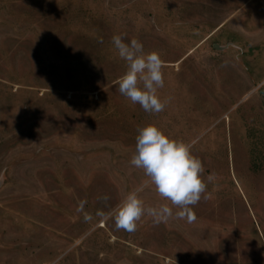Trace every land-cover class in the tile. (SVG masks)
Masks as SVG:
<instances>
[{"label":"rangeland","instance_id":"obj_1","mask_svg":"<svg viewBox=\"0 0 264 264\" xmlns=\"http://www.w3.org/2000/svg\"><path fill=\"white\" fill-rule=\"evenodd\" d=\"M118 34L160 53L159 114L120 94ZM148 124L192 145L208 199L191 223L101 225L98 196L147 180ZM0 264H264V0H0Z\"/></svg>","mask_w":264,"mask_h":264},{"label":"clouds","instance_id":"obj_2","mask_svg":"<svg viewBox=\"0 0 264 264\" xmlns=\"http://www.w3.org/2000/svg\"><path fill=\"white\" fill-rule=\"evenodd\" d=\"M100 42L103 40L101 38ZM112 44L118 57L125 62V72L117 80L121 95L138 104L149 114L164 111L171 98L161 100L159 90L164 87V62L157 51L145 52L142 42L132 38L125 42L123 34L114 35ZM134 152L130 164L143 170L147 180L129 191L114 207L108 206V195L98 196L107 211L98 209L95 217L103 225L114 221L116 230L134 233L138 222L144 215L152 218L155 225L166 223L175 215L177 219H186L189 223L196 220L193 206L197 205L207 191L203 177L205 171L202 160L193 154L192 145L181 139L165 134L159 127L148 124L137 129ZM214 175L207 176V182L214 180ZM149 185L154 186L158 196L169 203L156 207H145L140 193ZM86 199L78 201L76 211L84 214V221L91 222L94 217L85 212ZM173 208L179 209L175 213Z\"/></svg>","mask_w":264,"mask_h":264},{"label":"water","instance_id":"obj_3","mask_svg":"<svg viewBox=\"0 0 264 264\" xmlns=\"http://www.w3.org/2000/svg\"><path fill=\"white\" fill-rule=\"evenodd\" d=\"M228 48H229V46L228 47H222V46H219V45H214V49L216 51H225Z\"/></svg>","mask_w":264,"mask_h":264},{"label":"crops","instance_id":"obj_4","mask_svg":"<svg viewBox=\"0 0 264 264\" xmlns=\"http://www.w3.org/2000/svg\"><path fill=\"white\" fill-rule=\"evenodd\" d=\"M24 1H28V2H37V1H51V0H24Z\"/></svg>","mask_w":264,"mask_h":264}]
</instances>
